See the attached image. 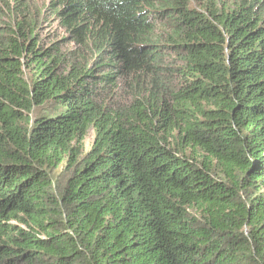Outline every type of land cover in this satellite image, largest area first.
<instances>
[{"label": "trees", "instance_id": "1", "mask_svg": "<svg viewBox=\"0 0 264 264\" xmlns=\"http://www.w3.org/2000/svg\"><path fill=\"white\" fill-rule=\"evenodd\" d=\"M53 4L0 29V264H264V0Z\"/></svg>", "mask_w": 264, "mask_h": 264}, {"label": "rangeland", "instance_id": "2", "mask_svg": "<svg viewBox=\"0 0 264 264\" xmlns=\"http://www.w3.org/2000/svg\"><path fill=\"white\" fill-rule=\"evenodd\" d=\"M56 0H22L16 5L15 0H0V29L5 24L4 22L12 19L13 16H19L22 14V7L31 8L33 15L39 14L40 20L43 19V29L42 34L53 32L57 29V21L55 17L53 18V8L55 6ZM15 6H17L15 8ZM95 132L91 128L85 138V150H89L94 142Z\"/></svg>", "mask_w": 264, "mask_h": 264}]
</instances>
